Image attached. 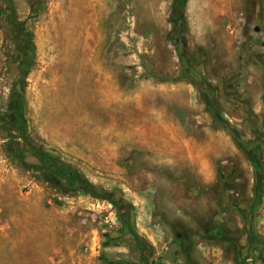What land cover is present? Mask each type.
I'll list each match as a JSON object with an SVG mask.
<instances>
[{
	"label": "rangeland",
	"instance_id": "1",
	"mask_svg": "<svg viewBox=\"0 0 264 264\" xmlns=\"http://www.w3.org/2000/svg\"><path fill=\"white\" fill-rule=\"evenodd\" d=\"M11 1L0 117L20 94L23 127L0 128V264H264V0H188L177 38L171 0ZM21 142L93 193L16 159ZM238 142L261 152L254 209Z\"/></svg>",
	"mask_w": 264,
	"mask_h": 264
},
{
	"label": "trees",
	"instance_id": "2",
	"mask_svg": "<svg viewBox=\"0 0 264 264\" xmlns=\"http://www.w3.org/2000/svg\"><path fill=\"white\" fill-rule=\"evenodd\" d=\"M6 7L9 10V14L7 15V20L10 25L13 24V20L16 17L14 6L11 0H3ZM188 0H171V7H170V14H169V23L172 26L173 36L177 38L178 36L183 35V31L185 29V8L187 5ZM19 27L15 28V32L19 35H21L22 40V47L24 49L23 58L26 59L27 53H29L32 49L31 45V35L24 31L23 24H17ZM21 25V26H20ZM176 42V41H175ZM181 60H183V55L179 54ZM186 68L189 69L188 66ZM191 74V73H190ZM189 74V76H191ZM23 81V76L19 77L16 80L15 85ZM21 95H15L12 104L9 105L10 111H13L15 105H18L16 107V113L11 112L10 116L8 117H0V128H6L9 131H12L15 134H18V137H22V127L23 122L21 120ZM15 103V105H14ZM223 125V124H221ZM239 147L245 152L248 160L251 163V166L254 170L255 175V189H254V201L252 203L251 209H254L257 204L259 203L261 196H262V187H263V177H262V171H261V162L259 160V152L258 148H249L242 142H238ZM28 149H31L28 147ZM16 159L22 160L24 155H27L24 153V150L19 146L14 147L10 151ZM32 155L34 158L37 157V161L39 163L47 165L48 169L52 173L54 177H57L61 179L68 187H71L73 189H76L78 191H81L83 193H93L92 187L86 182L83 178H81L79 175H77L74 171H72L68 166L58 163L57 159H55L53 156H50L46 153H40V154H33V151L31 150ZM39 157V158H38ZM50 177V176H47ZM101 198L102 200L108 201L118 212V217L122 221L123 225L126 227L127 231L132 235V238L134 239V243L139 248L140 242L138 241V238L136 235L132 233L131 226L129 224V213L125 206H123L121 203L116 202L110 195H102L97 196Z\"/></svg>",
	"mask_w": 264,
	"mask_h": 264
},
{
	"label": "flooded vegetation",
	"instance_id": "3",
	"mask_svg": "<svg viewBox=\"0 0 264 264\" xmlns=\"http://www.w3.org/2000/svg\"><path fill=\"white\" fill-rule=\"evenodd\" d=\"M18 140H20V137H18ZM21 141V140H20ZM20 147L24 150V153H26L28 156L32 155L31 149H28L29 145L20 143ZM37 158V157H36ZM39 158V157H38Z\"/></svg>",
	"mask_w": 264,
	"mask_h": 264
},
{
	"label": "water",
	"instance_id": "4",
	"mask_svg": "<svg viewBox=\"0 0 264 264\" xmlns=\"http://www.w3.org/2000/svg\"><path fill=\"white\" fill-rule=\"evenodd\" d=\"M182 49H183V46H182Z\"/></svg>",
	"mask_w": 264,
	"mask_h": 264
}]
</instances>
